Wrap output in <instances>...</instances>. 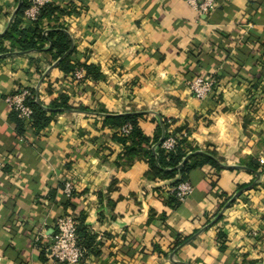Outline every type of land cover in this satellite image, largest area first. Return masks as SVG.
<instances>
[{"label":"crops","instance_id":"1","mask_svg":"<svg viewBox=\"0 0 264 264\" xmlns=\"http://www.w3.org/2000/svg\"><path fill=\"white\" fill-rule=\"evenodd\" d=\"M49 4L60 11L44 27H65L74 57L99 66L102 79L68 85L45 52L0 56V264H63L50 254L56 219L81 213L88 252L79 264H264V0H218L207 15L185 0ZM17 8L0 0V35ZM199 75L217 80L202 101L188 87ZM23 90L46 106L66 93L90 112L57 114L38 133L25 124L19 135L5 99ZM133 112L192 128L189 140L230 169L193 171L192 195L171 207L173 181L148 180L144 161L114 166L123 146L103 119ZM141 126L152 137L157 123ZM247 158L260 163L257 175ZM224 196L232 199L220 211Z\"/></svg>","mask_w":264,"mask_h":264},{"label":"trees","instance_id":"2","mask_svg":"<svg viewBox=\"0 0 264 264\" xmlns=\"http://www.w3.org/2000/svg\"><path fill=\"white\" fill-rule=\"evenodd\" d=\"M18 4L17 11L12 19L7 31L0 36V56L23 55L33 52H45L52 56L56 67L70 75L77 69L82 68L86 72V78L98 82L102 79L99 66L84 62L81 63L77 55L74 40L68 30L62 25H48L44 27V20H51L55 13L60 9L52 4H45L41 7L38 18L35 21L28 20L25 16L26 10L32 5V0H16ZM9 43V47L5 43ZM197 76H195L196 78ZM68 85L71 84L70 79ZM27 105L33 110L31 124L26 128L25 123L18 118L16 112L12 110L11 120L16 124L17 133L24 135L26 131L31 130L35 133L45 130L60 113L66 111L90 112L84 106H75L66 93H60L57 98L46 106L38 98H28ZM151 118L157 123L155 134L148 136L141 126V122ZM174 122L159 117H154L151 113L133 112L126 114H107L103 119V127L114 130L113 141L123 146V151L118 154L114 161L117 169L130 168L135 161H144L148 164V171L145 176L150 181H173V187L181 182L189 181L191 173L201 169L206 165L212 166L217 172L230 169L223 166L222 161L217 157L215 151L209 149L204 151L198 145L189 140L191 134L187 126H181L173 129ZM132 126V131L128 136H124L119 130L126 126ZM28 129V130H27ZM177 137V146L173 151L164 149V142L171 136ZM247 170L258 174L260 163L255 160L244 162ZM252 186V183L249 184ZM248 186L239 187L243 191ZM225 199L220 204V211L230 203L232 197L224 196ZM182 202H179L173 195H169L168 205L178 208ZM69 207L76 210L77 207L70 202ZM67 205V206H68ZM219 216V213L216 214ZM216 216V217H217ZM78 236L81 246L87 249L86 230L84 227V218L81 213L77 216ZM188 238L178 240L173 250L182 246ZM88 252V249H87Z\"/></svg>","mask_w":264,"mask_h":264},{"label":"built area","instance_id":"3","mask_svg":"<svg viewBox=\"0 0 264 264\" xmlns=\"http://www.w3.org/2000/svg\"><path fill=\"white\" fill-rule=\"evenodd\" d=\"M199 15H207L212 12L217 5L218 0H185ZM50 0H32L31 7L26 10L25 16L28 20L35 21L40 13V9L45 4H49ZM72 81L80 83L87 81L86 72L82 68H77L71 75ZM217 80L209 75H199L191 80L188 85L190 92L198 100H205L213 91ZM28 98H34L32 93L23 90L15 95L8 96L5 101L17 113L18 118L26 125L31 124L33 110L26 103ZM124 136H128L132 131V126L126 125L119 130ZM172 133V130H170ZM177 146V139L173 136L164 142V149L173 151ZM2 169L0 167V174ZM74 184L68 180L64 185V193L68 197L72 196ZM193 193V187L189 181L181 182L172 188L173 194L179 202H184ZM78 220L74 215H62L56 219V233L50 249V254L59 263L63 264H79L86 256L87 249L80 245L78 236ZM40 237H38V240Z\"/></svg>","mask_w":264,"mask_h":264},{"label":"rangeland","instance_id":"4","mask_svg":"<svg viewBox=\"0 0 264 264\" xmlns=\"http://www.w3.org/2000/svg\"><path fill=\"white\" fill-rule=\"evenodd\" d=\"M91 82H93V81L90 80V79H88L87 81H84V80H83V81L80 82V83H76V82L73 81V82H71V85H74L75 87H78V86H85L86 84L89 85V83H91ZM188 87H189V85H188ZM213 90H214V89H213ZM212 94H213V91H212V93H211L210 95H212ZM210 95H209V96H210ZM209 96H208V97H209ZM208 97H207V98H208ZM211 97H213V96H211ZM207 98H206V99H207ZM85 108H86V107H85ZM187 127H188V126H187ZM173 128H175V127H173ZM188 128H189V127H188ZM173 130H174V129H173ZM173 130H172V131H173ZM189 130H190V132H191L192 128H191V129L189 128ZM172 136H173V135H172ZM173 137H175V138L177 139L176 136H173ZM177 141H178V140H177ZM192 142L196 145V143H195L194 141H192ZM218 158H219L221 161H223V163H224V162H227V161H226V158H222V157H218ZM250 160H257V158H247L246 161L248 162V161H250ZM237 164H238V163H237ZM239 165H240V163H239ZM261 170H262V169H261ZM263 172H264V168H263L262 173H263ZM214 174H215V173H214ZM189 183H190V182H189ZM190 184H191V183H190ZM258 186H264V173H263V176L261 177L260 181H259L258 184H257V187H258ZM192 187H193V186H192ZM172 188H174V187H172ZM172 188L169 190V194H171V190H172ZM256 189H257V188H256ZM193 190H194V187H193ZM189 197H190V196H189ZM221 234L223 235V233H221ZM251 235H252L253 237H256V235H257L256 231H255V232H252ZM223 236H224V235H223ZM223 236H222V237H223ZM222 237H221V238H222Z\"/></svg>","mask_w":264,"mask_h":264},{"label":"water","instance_id":"5","mask_svg":"<svg viewBox=\"0 0 264 264\" xmlns=\"http://www.w3.org/2000/svg\"><path fill=\"white\" fill-rule=\"evenodd\" d=\"M14 18V17H13ZM3 35V34H2ZM1 36V35H0Z\"/></svg>","mask_w":264,"mask_h":264}]
</instances>
